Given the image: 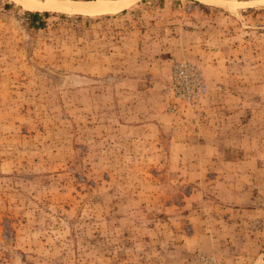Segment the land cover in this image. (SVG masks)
<instances>
[{
  "label": "rangeland",
  "instance_id": "obj_1",
  "mask_svg": "<svg viewBox=\"0 0 264 264\" xmlns=\"http://www.w3.org/2000/svg\"><path fill=\"white\" fill-rule=\"evenodd\" d=\"M115 1L0 0V264H264V0Z\"/></svg>",
  "mask_w": 264,
  "mask_h": 264
},
{
  "label": "bare ground",
  "instance_id": "obj_2",
  "mask_svg": "<svg viewBox=\"0 0 264 264\" xmlns=\"http://www.w3.org/2000/svg\"><path fill=\"white\" fill-rule=\"evenodd\" d=\"M28 10H52L60 12H119L127 8L131 1L117 2L115 0H100L96 2L76 0H14ZM210 2L211 0H200ZM100 13V12H99Z\"/></svg>",
  "mask_w": 264,
  "mask_h": 264
},
{
  "label": "built area",
  "instance_id": "obj_3",
  "mask_svg": "<svg viewBox=\"0 0 264 264\" xmlns=\"http://www.w3.org/2000/svg\"><path fill=\"white\" fill-rule=\"evenodd\" d=\"M179 74L185 79H188V80L190 79V81L194 85V89H196L195 92L197 93L198 96L200 95L202 91L206 89L205 83L202 78V74L200 72L196 71L192 74H189L186 69L182 68L179 70Z\"/></svg>",
  "mask_w": 264,
  "mask_h": 264
},
{
  "label": "trees",
  "instance_id": "obj_4",
  "mask_svg": "<svg viewBox=\"0 0 264 264\" xmlns=\"http://www.w3.org/2000/svg\"><path fill=\"white\" fill-rule=\"evenodd\" d=\"M37 14H38V13H37ZM45 14H47V12H46Z\"/></svg>",
  "mask_w": 264,
  "mask_h": 264
}]
</instances>
